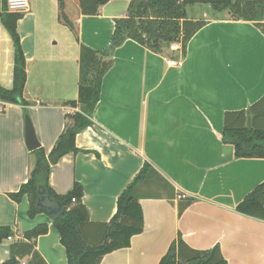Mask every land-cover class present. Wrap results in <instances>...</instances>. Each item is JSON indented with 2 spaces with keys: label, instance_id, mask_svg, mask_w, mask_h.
Returning <instances> with one entry per match:
<instances>
[{
  "label": "crops",
  "instance_id": "crops-1",
  "mask_svg": "<svg viewBox=\"0 0 264 264\" xmlns=\"http://www.w3.org/2000/svg\"><path fill=\"white\" fill-rule=\"evenodd\" d=\"M114 3L102 6L97 16H80L79 28L86 27L94 37L102 25L98 21H107L112 28L100 40L110 42L114 20L127 8L118 14ZM22 14L17 33L26 65L23 98L30 104L24 108L0 102V228L13 234L12 241L0 243V264L9 259L10 245L23 241V234L38 224L48 226L47 234L36 240L44 262L67 264L47 212L30 218L28 198L16 203L7 195L27 182L34 160L24 143L25 116L48 156L65 114L79 111L67 103L78 98L80 46L102 51L109 44L97 48L92 38L76 40L58 23V0H32ZM205 22L180 62L132 41L116 49L92 113L94 126L75 138L81 152L51 166L50 189L65 195L74 183L81 185L89 221L108 223L120 193L144 163L149 164L145 179L133 189L142 209L143 232L100 264H158L178 237L195 251L218 246L227 264H264V222L235 212L264 181V159H236L233 147L222 139L224 113L246 110L264 94V36L250 22L222 17ZM241 33L247 36L241 38ZM193 43H198L200 57L197 77L189 65ZM13 57L12 40L0 23L3 89L12 87ZM179 193L186 199L177 200Z\"/></svg>",
  "mask_w": 264,
  "mask_h": 264
},
{
  "label": "trees",
  "instance_id": "trees-1",
  "mask_svg": "<svg viewBox=\"0 0 264 264\" xmlns=\"http://www.w3.org/2000/svg\"><path fill=\"white\" fill-rule=\"evenodd\" d=\"M111 1L117 0H58V23L67 27L78 40L79 17L97 16L100 8ZM128 1L124 16L114 20V30L105 49L94 51L80 46L78 98L67 103L78 107L79 111L65 114L63 130L48 156L42 148L30 153L34 160L27 182L17 193L7 195L16 203L26 196L30 218L39 213L35 207L39 187L64 207L65 213L53 222V227L65 249L67 264H100L104 256L128 248L131 238L143 232L142 209L133 189L136 183L145 179L150 168L147 163L118 196L116 212L108 223L89 221L82 204L81 185L74 183L72 190L65 195H56L48 186L51 166L67 154L80 153L75 145L76 136L94 126L92 113L99 101L103 78L114 64L115 50L126 41H132L168 61L184 60L189 41L206 25L205 21L187 15V8L197 4L208 6L215 14L228 11L231 19L253 23L264 36V0ZM22 16V13L7 12L5 0H0V23L9 34L14 49L12 87H0V102L26 108L30 103L23 98L27 79L25 56L17 33V22ZM222 139L233 147L236 159H264V94L246 110L224 113ZM72 199L75 203L71 202ZM188 205L187 202L182 210ZM235 212L264 222V181L243 198ZM3 231L7 237H13L9 229L0 228V243L4 239ZM47 232L46 224H38L26 231L23 241H14L10 245L9 259L2 264H21L24 259H27L24 264H46L36 250V240ZM195 260H200L199 264H227L218 246L195 251L189 249L180 237L171 243L158 264H186Z\"/></svg>",
  "mask_w": 264,
  "mask_h": 264
},
{
  "label": "rangeland",
  "instance_id": "rangeland-1",
  "mask_svg": "<svg viewBox=\"0 0 264 264\" xmlns=\"http://www.w3.org/2000/svg\"><path fill=\"white\" fill-rule=\"evenodd\" d=\"M112 5H116L115 10L118 12V14H120V13L123 14L124 10L126 8L127 2L125 0H117ZM187 15H188V17L203 20V21L210 20L214 17L231 18L228 11L220 13V14H215V13H212V11L210 10V8L208 6L202 5V4H197V5H194L192 7H188L187 8ZM98 24H102V25L100 27H98V29L96 30L98 32L95 34L94 37H92L90 31L86 27L83 28L81 26V28H79V36H80L79 38H80L81 42H87L88 40H90L92 38V40L95 41V47H97V48H101L100 46H103L104 44H109V41L102 44V41L100 39L105 33H107L108 31L111 30L112 26H109L107 24V21H104V20L98 21ZM243 30H244V28L242 27V28H239L237 31L241 32ZM239 36L241 38H245L247 35L244 33H241V34H239ZM250 37H251V41L253 42L254 37L251 34V32H250ZM197 44L198 43L192 44L191 53H190L191 58H190L189 65H191L190 73L193 77H197V74L199 72H201L199 69L200 65H197L200 62V57L198 56V53H197ZM173 50H175V49H173ZM158 73H159V71L156 72V74H158ZM170 78H171V76H168V78L166 79L164 86H163L164 89L167 88V84H168ZM196 91H197V89L191 91L192 96H194Z\"/></svg>",
  "mask_w": 264,
  "mask_h": 264
},
{
  "label": "water",
  "instance_id": "water-1",
  "mask_svg": "<svg viewBox=\"0 0 264 264\" xmlns=\"http://www.w3.org/2000/svg\"><path fill=\"white\" fill-rule=\"evenodd\" d=\"M24 143L27 151L30 153L40 148L32 123L27 116H25L24 119ZM35 207L38 212L45 210L52 222L56 221L65 213L64 207L58 201L51 199L48 195H46V192L43 187H39L38 189ZM1 235L4 239L7 238V234L4 231L1 233ZM199 263L200 260H195L186 264Z\"/></svg>",
  "mask_w": 264,
  "mask_h": 264
},
{
  "label": "built area",
  "instance_id": "built-area-1",
  "mask_svg": "<svg viewBox=\"0 0 264 264\" xmlns=\"http://www.w3.org/2000/svg\"><path fill=\"white\" fill-rule=\"evenodd\" d=\"M32 0H5L6 2V9L9 13H24L28 11L30 7V3ZM172 49H177V47H172ZM177 200H184L186 199V195L183 193H179L176 196ZM72 203H75V199L71 200ZM6 240L12 241L13 237H7ZM21 264H24L22 262Z\"/></svg>",
  "mask_w": 264,
  "mask_h": 264
}]
</instances>
